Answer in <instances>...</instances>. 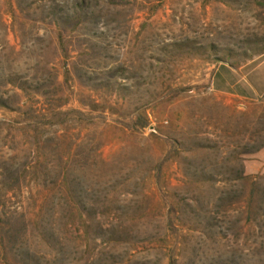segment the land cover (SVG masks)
I'll use <instances>...</instances> for the list:
<instances>
[{
    "label": "rangeland",
    "instance_id": "rangeland-1",
    "mask_svg": "<svg viewBox=\"0 0 264 264\" xmlns=\"http://www.w3.org/2000/svg\"><path fill=\"white\" fill-rule=\"evenodd\" d=\"M0 264H264V0H0Z\"/></svg>",
    "mask_w": 264,
    "mask_h": 264
}]
</instances>
